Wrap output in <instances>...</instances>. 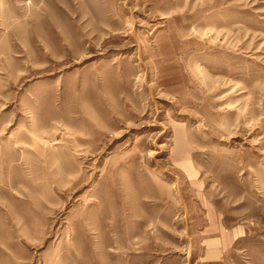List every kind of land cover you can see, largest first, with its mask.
<instances>
[{"label":"rangeland","instance_id":"obj_1","mask_svg":"<svg viewBox=\"0 0 264 264\" xmlns=\"http://www.w3.org/2000/svg\"><path fill=\"white\" fill-rule=\"evenodd\" d=\"M0 264H264V0H0Z\"/></svg>","mask_w":264,"mask_h":264},{"label":"crops","instance_id":"obj_2","mask_svg":"<svg viewBox=\"0 0 264 264\" xmlns=\"http://www.w3.org/2000/svg\"><path fill=\"white\" fill-rule=\"evenodd\" d=\"M209 224L204 228L205 254L203 260L205 263L219 262L220 258L230 250L239 237L243 236L239 229H227L220 222L214 211L208 212Z\"/></svg>","mask_w":264,"mask_h":264}]
</instances>
